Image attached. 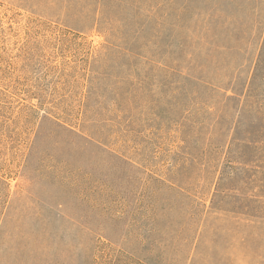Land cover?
<instances>
[{
  "label": "trees",
  "instance_id": "obj_1",
  "mask_svg": "<svg viewBox=\"0 0 264 264\" xmlns=\"http://www.w3.org/2000/svg\"><path fill=\"white\" fill-rule=\"evenodd\" d=\"M22 1L19 5H24ZM194 2L46 0V18L78 32L97 31L105 43L89 62L82 110L36 111L35 135L26 158L35 139L47 132L54 139L91 144L116 161V173L123 175L128 168L136 176H147L143 187L149 201L141 218L142 232L130 236V229L118 227L121 216L113 217L106 229L125 233L111 235L99 228L104 239L96 241L90 264H98V257L111 264L128 257L132 264H190L196 256L204 264H235L233 259L236 264H264V239L256 230L264 227V92H258L264 90V79L225 75L236 68L228 61L209 65L211 72L221 75L200 76L208 62L198 60V55L226 56L240 48L219 36L223 31L226 37L232 20L229 2ZM231 4L241 7L232 0ZM261 22L264 25V19L257 21ZM256 53L255 71L264 63V39ZM105 133L133 142L159 134L177 139L173 154L190 158L196 181H206L209 187L208 203L167 178L146 174L126 155L106 146L100 137ZM177 170L175 165L168 173ZM103 184L110 187L105 180ZM6 185L0 179V190ZM123 199L119 204L124 214L128 201ZM181 199L188 202L184 200L182 208ZM177 209L182 216L174 220L171 214ZM228 223L237 228L229 245L224 234ZM206 229L207 249L198 252ZM251 239L255 247L243 248Z\"/></svg>",
  "mask_w": 264,
  "mask_h": 264
},
{
  "label": "rangeland",
  "instance_id": "obj_2",
  "mask_svg": "<svg viewBox=\"0 0 264 264\" xmlns=\"http://www.w3.org/2000/svg\"><path fill=\"white\" fill-rule=\"evenodd\" d=\"M226 1L232 20L226 37L223 31L219 36L240 49L230 50L226 56L198 55V60L208 62L200 76L221 75L211 72L209 65L228 61L236 68L225 75L241 79L256 75L263 80L264 63L256 71L254 64L264 39V25L257 23L264 19V0H232L241 5L238 9L232 8L231 0ZM22 2L24 5H19V0H0V179L7 183L0 190L1 196L6 194L0 197V264H90L96 241L104 239L99 237V228L111 235L125 233L118 228L106 229L113 217L121 216L118 227L126 226L130 236L142 232L141 218L149 201L143 187L147 176H136L128 168L123 175L116 173V161L91 144L80 139H54L47 132L35 139L34 149L26 158L35 135L36 111L82 110L89 62L105 39L97 31L78 32L46 18V0ZM100 137L146 174L167 178L197 199L208 200L209 187L206 181H196L190 158L173 154L179 145L177 139L163 134L142 136V142V138L123 141L108 133ZM175 165L178 170L169 174ZM204 176L208 180V175ZM135 177L134 182L131 179ZM121 197L128 201L124 214ZM133 214L139 222L131 217ZM171 216L177 220L182 214L177 209ZM225 227L229 245L235 241L237 228L232 223ZM256 230L264 239V227ZM209 236L208 229L201 234L198 252L206 251ZM112 245L119 247L118 243ZM255 245L251 239L242 247ZM102 260L98 257L97 263L111 264ZM116 263L132 264L133 259L120 258ZM190 264L204 261L196 256Z\"/></svg>",
  "mask_w": 264,
  "mask_h": 264
}]
</instances>
